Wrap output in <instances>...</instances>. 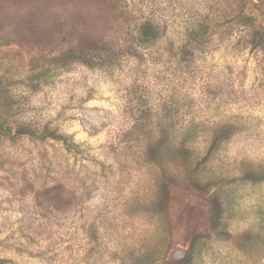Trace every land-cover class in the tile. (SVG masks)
Listing matches in <instances>:
<instances>
[{
    "label": "rangeland",
    "instance_id": "1",
    "mask_svg": "<svg viewBox=\"0 0 264 264\" xmlns=\"http://www.w3.org/2000/svg\"><path fill=\"white\" fill-rule=\"evenodd\" d=\"M0 264H264V0H0Z\"/></svg>",
    "mask_w": 264,
    "mask_h": 264
},
{
    "label": "trees",
    "instance_id": "2",
    "mask_svg": "<svg viewBox=\"0 0 264 264\" xmlns=\"http://www.w3.org/2000/svg\"><path fill=\"white\" fill-rule=\"evenodd\" d=\"M151 33H154V27L152 26V24L150 22H146L145 24H143L141 26V30H140V35L142 37H149L150 35H152ZM54 135V134H52ZM55 139H61L59 137H53Z\"/></svg>",
    "mask_w": 264,
    "mask_h": 264
}]
</instances>
